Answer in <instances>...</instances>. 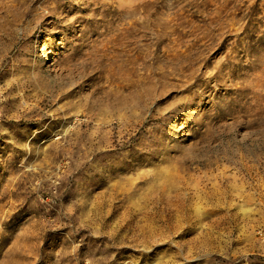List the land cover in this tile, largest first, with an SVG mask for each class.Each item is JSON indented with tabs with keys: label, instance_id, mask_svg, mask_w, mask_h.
<instances>
[{
	"label": "rangeland",
	"instance_id": "obj_1",
	"mask_svg": "<svg viewBox=\"0 0 264 264\" xmlns=\"http://www.w3.org/2000/svg\"><path fill=\"white\" fill-rule=\"evenodd\" d=\"M0 264H264V0H0Z\"/></svg>",
	"mask_w": 264,
	"mask_h": 264
}]
</instances>
